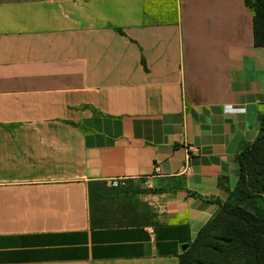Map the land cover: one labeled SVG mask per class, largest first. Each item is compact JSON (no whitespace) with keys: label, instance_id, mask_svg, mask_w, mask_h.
<instances>
[{"label":"crops","instance_id":"obj_1","mask_svg":"<svg viewBox=\"0 0 264 264\" xmlns=\"http://www.w3.org/2000/svg\"><path fill=\"white\" fill-rule=\"evenodd\" d=\"M0 73V264H180L264 115L245 0H0Z\"/></svg>","mask_w":264,"mask_h":264},{"label":"trees","instance_id":"obj_2","mask_svg":"<svg viewBox=\"0 0 264 264\" xmlns=\"http://www.w3.org/2000/svg\"><path fill=\"white\" fill-rule=\"evenodd\" d=\"M245 4L253 12L255 44L264 46V0H245ZM238 161L239 180L236 187L229 193L227 201L220 206L217 214L201 229L190 249L181 256L180 264H221L219 257L230 264L227 261V250L221 243L232 240L233 237L227 230L217 236L212 235L213 223L223 212L238 216L245 226L242 234L244 243H241L233 263L261 264L260 260L264 258V115L261 117L257 139L240 154ZM105 185L109 187L107 183ZM239 198L254 205V209L235 206L233 201Z\"/></svg>","mask_w":264,"mask_h":264},{"label":"rangeland","instance_id":"obj_3","mask_svg":"<svg viewBox=\"0 0 264 264\" xmlns=\"http://www.w3.org/2000/svg\"><path fill=\"white\" fill-rule=\"evenodd\" d=\"M15 75V74H13ZM0 77H3V74L0 73ZM6 84L3 83L2 80H0V87H4ZM9 87V85H6ZM253 190V187H252ZM234 205L237 207L245 208L248 210H253L254 205L250 204L248 201L244 199H236L233 201ZM214 229L212 231L213 236H217L218 233H222L224 230H227L230 233V236L233 237L232 240H224L221 244L226 248V254L229 258L227 260L230 264H234L233 260L237 258L238 250L241 247V243H244L242 234L244 231V225L239 220L238 216H235L233 214H228L226 212L221 213L218 215V217L215 219V222L213 223ZM239 240L240 242H238ZM219 245L220 242H218ZM226 259L223 257H219L218 261L221 264H226ZM261 264H264V258L260 260Z\"/></svg>","mask_w":264,"mask_h":264},{"label":"built area","instance_id":"obj_4","mask_svg":"<svg viewBox=\"0 0 264 264\" xmlns=\"http://www.w3.org/2000/svg\"><path fill=\"white\" fill-rule=\"evenodd\" d=\"M192 151L195 153L199 152L197 148H192ZM190 171H191L190 166L188 164H186L181 170L183 174H188ZM106 183L110 188H121V187L126 186L127 178H111L107 180ZM146 183H147L148 188H151V183L149 179L147 180Z\"/></svg>","mask_w":264,"mask_h":264}]
</instances>
